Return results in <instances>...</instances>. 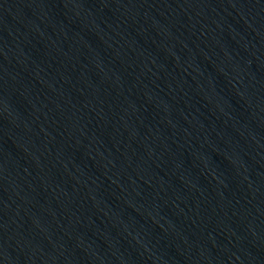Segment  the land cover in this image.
I'll return each instance as SVG.
<instances>
[{
	"label": "water",
	"instance_id": "obj_1",
	"mask_svg": "<svg viewBox=\"0 0 264 264\" xmlns=\"http://www.w3.org/2000/svg\"><path fill=\"white\" fill-rule=\"evenodd\" d=\"M0 264H264V0H0Z\"/></svg>",
	"mask_w": 264,
	"mask_h": 264
}]
</instances>
